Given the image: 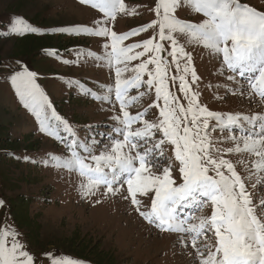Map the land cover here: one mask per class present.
<instances>
[{"label":"snow or ice","instance_id":"obj_1","mask_svg":"<svg viewBox=\"0 0 264 264\" xmlns=\"http://www.w3.org/2000/svg\"><path fill=\"white\" fill-rule=\"evenodd\" d=\"M79 2L102 14L95 27L57 31L105 38L102 56L91 51L87 55L102 58L115 69L114 84L105 85L103 95L93 98L113 108L118 102L119 112L111 117L115 121L109 125L111 131L98 132L89 126L90 135L81 139L52 109L36 82L37 74L27 67L13 69L9 79L40 130L65 143L69 152L46 154L44 163L51 161L54 167L77 172L82 197L94 195L101 187L105 195H121L149 225L177 234L181 247L195 249L198 264H264V197L254 203L247 189L249 184L264 186V113L210 110L201 102V78L187 50L202 47L210 60L218 62L217 74L234 85L217 84L216 88L264 103V11L241 0H158L151 9L153 21L118 34L109 24L118 14H137L135 8L129 9L125 0ZM181 8L200 14L201 19L179 18L176 13ZM11 19L10 33L41 31L21 17ZM149 29L153 31L150 38L124 43ZM48 54L57 55L55 51ZM177 82L182 97L171 90L170 85ZM133 90L138 94L131 96ZM153 92L155 100L149 107L159 110L153 113L154 119L146 118L147 108L136 114L129 110ZM49 110L57 125H63L67 139L49 123ZM169 150L172 155H166ZM227 154L241 158L234 163L225 158ZM237 164L243 165V174ZM140 197L150 204L144 205ZM206 207L211 208L210 215H195ZM21 235L6 223L0 227V264H35L37 258ZM45 256L49 264H83L72 257Z\"/></svg>","mask_w":264,"mask_h":264},{"label":"rangeland","instance_id":"obj_2","mask_svg":"<svg viewBox=\"0 0 264 264\" xmlns=\"http://www.w3.org/2000/svg\"><path fill=\"white\" fill-rule=\"evenodd\" d=\"M157 2L125 0L127 7L135 8L137 14H118L109 27L124 34L150 23L156 18L151 9ZM241 3L264 11V0H241ZM176 14L191 22L201 19L200 14L190 13L185 8L178 9ZM13 16L23 18L41 31L23 35L10 33L8 25ZM101 16L98 10L79 0H0V200L4 202L0 207V227L6 223L22 234L20 239L37 258L35 264H49L46 253L72 257L83 264H198L195 249L190 245L181 247L177 243V234L161 232L149 225L121 195H105V189L101 187L94 195L82 197L79 191L82 178L77 172L54 167L51 161L45 164L46 154L68 155L66 144L40 130L39 122L24 106L9 79L14 74L13 69L27 67L35 72L36 82L48 97L52 109L71 125L79 138L90 135L89 126H94L98 132L111 131L109 125L115 123L111 117L119 112L118 102L113 108L104 100L93 97L103 95L105 85L114 84L115 69L108 67L102 58L87 55L91 51L102 56L105 38L57 31L75 26L95 27L94 21ZM152 35L153 31L149 29L124 43H140ZM187 50L192 53L201 78V102L210 110L264 113V103L258 98L233 95L223 87H215L217 84L231 85V82L217 74L218 62L210 60L202 47ZM51 51L57 55L48 54ZM146 58L141 57V60ZM172 73L175 74L174 69ZM170 87L182 97L178 82ZM137 94L135 90L130 93L131 96ZM154 100L153 92L129 110L136 114L147 108L146 118L154 119L153 113L159 111L149 107ZM48 115L49 123L67 139L63 125H57L51 117V110ZM166 155H172L171 151ZM225 158L235 163L241 156L227 154ZM236 166L243 174V165ZM173 175H176L175 171ZM247 189L254 203L264 197V186L249 184ZM140 198L144 205L150 204L146 197ZM97 200L101 202L97 203ZM210 213L211 208L206 207L195 215Z\"/></svg>","mask_w":264,"mask_h":264},{"label":"trees","instance_id":"obj_3","mask_svg":"<svg viewBox=\"0 0 264 264\" xmlns=\"http://www.w3.org/2000/svg\"><path fill=\"white\" fill-rule=\"evenodd\" d=\"M2 64V60H0V65Z\"/></svg>","mask_w":264,"mask_h":264}]
</instances>
